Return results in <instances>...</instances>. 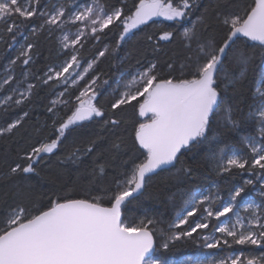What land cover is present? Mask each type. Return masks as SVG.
<instances>
[{"label":"snow or ice","instance_id":"snow-or-ice-1","mask_svg":"<svg viewBox=\"0 0 264 264\" xmlns=\"http://www.w3.org/2000/svg\"><path fill=\"white\" fill-rule=\"evenodd\" d=\"M195 3L196 0H138L134 11L129 10L130 14L125 15L120 7L109 11V6L101 0H91V3L84 0L82 4H77L76 0H55V3L51 0H0V26L7 25L4 34L10 35L13 41L21 34L23 22L33 18L41 21L32 26L33 36L41 32H47L50 37L57 31L62 33L58 43L61 50H70L66 53L68 59L49 67L41 78L44 85L52 82L56 86L62 81L65 84V90L57 94L48 108L49 112H56L59 111L57 105L67 107L69 104L68 100L61 98L68 94L66 85L71 74L76 73L71 78L73 85L83 81L97 60L108 51L106 46L89 62L77 49L78 45L82 49L87 39L99 41L106 30L120 26L122 31L118 46L133 29L153 17L181 23L191 15ZM17 18H22L20 23H17ZM205 19V16L198 17L191 27H185L181 33L189 55L181 63L179 75L175 74L177 69L173 64L167 65L166 74L158 70L155 61L138 68L128 80L118 84L117 88L122 87L123 91L111 103L112 112L108 119L105 117L109 113L98 103V77H93L75 97L76 103L69 109L71 114L66 119L53 120L51 136L46 141L29 146L23 155L7 165L6 170H0V179L17 181L15 195L23 197L19 180H28V174L39 176L38 167L45 157L58 149L69 132L82 127L80 122L102 121L104 128L115 130L121 124V120L113 118L116 113L124 107L136 108L138 123L133 128V142L134 147L138 144L136 153L143 158L139 162L135 159L124 162L126 170L118 174L120 178H113L115 186L102 190L107 196L72 198L75 193L66 190L61 194H49L43 204L34 202L29 207L17 203L11 207L7 215L0 218V264H190L191 257L175 261L155 253L160 249L167 251L173 242L209 229L213 219L216 223L212 225L211 235L201 237L204 248L231 249L234 245L264 248V73L253 93L258 100L255 111L250 110L246 116L235 118L236 108L224 95L229 86L234 96L240 93L254 55L243 47L234 48L237 41L244 37L259 42V47L264 49V0H253L242 11L230 12L222 17L218 14V22L226 29V36L220 41L203 36L199 25ZM71 28L76 29L73 35L68 34ZM175 36L174 31H162L156 37L154 49L159 48V41L171 42ZM0 38H3L2 35ZM153 39V36H147V40ZM33 49L34 44L27 43L26 48H22L10 63L15 65L17 61H22L23 65H28ZM261 54L264 55V51ZM233 60L240 68L237 75L226 67ZM78 68H83V71L76 72ZM12 80L13 76L8 75L2 83L7 85ZM34 87L29 84L22 93L13 89L12 95L4 97L0 104L5 110L12 105L19 106L27 100ZM16 95L20 98L16 99ZM222 103L224 130L215 132L212 137L215 146L208 147L204 158L217 175L240 170L251 173L253 178L229 188L226 199L221 198L215 182L212 187L216 191L209 189L208 195L181 190L179 195L185 207L174 222L168 224L167 232L159 229L163 243L157 249L154 230L160 222L150 218L146 211L138 223H126L122 209L143 192L158 169L174 166L173 162L179 159L182 150L190 151L208 140L209 134L214 132L216 113ZM27 115L25 112L24 116ZM22 119L20 117L6 126H0V136L14 133ZM248 121L257 124V133L241 137L250 150V160L243 155V148L227 142L228 133L236 132L242 123ZM97 139L75 147L60 162L82 164L95 151ZM124 147L123 137L114 135L112 150L118 153ZM129 163L130 168L127 167ZM108 167L109 162L101 157L95 158L89 173L92 182L102 179ZM193 171L190 167L184 169L187 176H191ZM254 182L259 183L256 191L259 192L260 203L247 202L244 206L246 215L242 217L235 208L241 204L242 194L247 195L246 188L255 187ZM3 195L7 196V193ZM197 196L200 198L197 199ZM229 214L235 216V220ZM197 216L203 222H198ZM225 217L227 219H222ZM181 226H187L188 230H179ZM196 264H204V261L198 260ZM214 264H264V253L259 257H249L241 250L239 254L220 258Z\"/></svg>","mask_w":264,"mask_h":264},{"label":"trees","instance_id":"trees-1","mask_svg":"<svg viewBox=\"0 0 264 264\" xmlns=\"http://www.w3.org/2000/svg\"><path fill=\"white\" fill-rule=\"evenodd\" d=\"M101 2L109 6V11L114 7H120L123 9L124 14L128 15L130 14L129 10L134 11V5L138 3V0H101ZM252 3L253 0H196L191 15L181 23L158 17L150 23L133 29L118 46L117 41L122 31L120 26L106 30V34L101 35L99 41L93 38L87 39L84 42V47L81 49L78 45L77 49L89 62L106 46L108 51L105 56L97 60L93 69L90 70L89 75L83 81H78L76 85H73L71 78L75 77L76 73L71 74L66 85L68 94L61 98L68 100L69 104L67 107L57 105L59 111L56 112H49L48 108L51 107L50 102L57 98V94L65 90V84L62 81L56 86H53L52 82L44 85L41 78H44V73L49 67L61 64L68 59L66 53L70 50H61L58 43L61 33L57 31L54 36L50 37L47 32H41L33 36L31 34L32 26L41 22L33 18L31 21L23 22L21 34H18L15 41H13L10 35L4 34L7 25L0 26V35L3 37L0 38V100L12 95L13 89H17L18 92L22 93L29 84L35 85L27 100L19 106L12 105L5 110L4 106L0 104V126H6L15 119L23 117L21 125L14 130V133L0 136V170H6L7 165L16 160L18 156L23 155V152L29 146L36 145L38 141H46L52 134L53 120L66 119L67 115L71 114L69 109L75 105V97L79 95V91L93 77H98L96 86L98 103L109 113V116L105 117L108 119L111 117L112 112L111 103L123 91L122 87L117 88L118 84L128 80L130 74L136 72L138 68L142 69L149 62L155 61L160 72L166 74L168 72L167 65L173 64L177 69L175 74H180V65L185 62V57L189 55L181 36L185 27H191L198 17L205 16V22L199 25L203 36L206 39L214 38L220 41L226 36V29L218 22V14L222 17L230 12L242 11ZM21 19L17 18V23H20ZM162 31H174L176 36L171 42L159 41V48L154 49V45L157 43L156 37ZM149 35L153 36L152 41L147 40ZM25 37L28 38L27 41ZM9 43L12 44L11 47L8 46ZM27 43L34 44V49L30 53L32 56L30 63L23 65L22 61H17L15 65H12L10 62L19 55L22 48H26ZM241 47L254 53V55L248 65L246 78L243 81L244 87L240 93L234 96L231 86L224 93L225 97L230 99L236 108L235 118L242 115L246 116L250 110L255 111L258 100L254 98L253 93L261 74L264 73V55L261 54L264 49H261L258 45L250 44L244 38L238 40L234 45V48ZM81 63L84 64V61L82 60ZM84 66L86 67V64ZM226 67L233 75H237L240 71L234 60L230 64H226ZM82 71L83 68L76 69V72ZM8 75L13 76V80L4 85L2 81ZM15 98L19 99L20 97L16 95ZM223 107L224 104L222 103L220 109L217 110L214 132L209 134L208 140L190 151H182L174 166L151 176L144 192L131 200L123 209V217L126 223H138L140 218L145 216L146 211L150 218L160 222L158 228L154 230L158 249L163 243L159 229L163 228L167 232L168 224L174 222L177 214L185 207L184 201L179 195L181 190L189 192L205 191L209 194V189L213 192L216 191V188L212 187L213 182H215L220 189V196L226 199L229 188L240 186L246 179L253 178L251 173L240 170H233L231 174L217 175L213 171L212 165L204 158L208 147L215 146L212 140L215 132L224 130ZM25 112L28 113L27 116H24ZM113 118L121 120L120 126L115 130L104 128L102 121H91L83 122L81 123L82 127L74 128L69 132L58 149L54 150L53 154H48L44 162L39 165V176L28 174L30 177L28 180L22 178L19 180L24 192L23 197L15 195L16 188L14 185L17 181L0 179V218L6 216L10 208L17 203L29 207L34 202L37 204L46 203L51 193L61 194L68 190L75 193L72 198L107 196V193L102 190L115 186L113 178H120L118 174L126 170L124 162L133 159H135V162H139V159L143 158L136 153L135 148L138 147V144L134 147L133 142V128L138 123L136 108L124 107ZM255 133H257L256 122L248 121L246 124L242 123L236 132H229L227 142L243 148V155L250 160V150L245 146V142L241 137ZM114 135L123 137L125 142V147L118 153L111 148ZM97 137L99 139H97L95 151L85 158L82 164H62L60 162L75 147L82 146L88 140ZM97 157L109 162V167L107 174L102 179L92 182L89 173L92 168V161ZM127 167L130 168L131 163ZM189 167L194 170L191 176H187L184 172V169ZM254 183L255 187L249 186L246 188L247 195L242 194L241 203L252 197L260 198L258 191H256L259 188V183ZM5 193H7V196L3 195ZM196 220H200L199 216L196 217ZM179 230L187 231L188 227L181 226ZM204 234V231H198L192 237H185L173 242L167 251L160 249L155 255L178 259L186 256L196 257L204 253L215 252V250L222 251V249L204 248V241L201 238ZM227 250L229 252L234 250L238 252L241 250L249 251L251 256L257 257L264 253V248L257 246L234 245L231 249L227 248Z\"/></svg>","mask_w":264,"mask_h":264},{"label":"rangeland","instance_id":"rangeland-1","mask_svg":"<svg viewBox=\"0 0 264 264\" xmlns=\"http://www.w3.org/2000/svg\"><path fill=\"white\" fill-rule=\"evenodd\" d=\"M52 3H55V0H51ZM77 4H82L84 3V0H76ZM88 3H91V0H87ZM72 7H75V5H70ZM75 28H71V30L68 32L69 35H73L75 33ZM67 31V30H66ZM61 36H62V33H61ZM75 73V72H73ZM72 73V74H73ZM202 193H204L205 195H208L207 192L205 191H201ZM259 194V192H258ZM200 197L197 196V199H199ZM222 198V197H221ZM224 199V198H222ZM249 201H254L255 203H260V198L259 197H252V198H249V199H246L243 203H241L238 207L235 208L236 211H238L240 213V215L242 217H244L246 215L245 213V204ZM190 210V209H189ZM233 220H235V216H233L232 214H229ZM222 219H227V217L225 218H222ZM198 222H203L202 220H198ZM215 219H213L212 221H210V227L209 229L207 230H204L205 234L204 235H211L212 233V225L215 224ZM219 235V234H217ZM211 242V241H209ZM249 246H252V245H249ZM244 254L246 256H251L250 252L249 251H243ZM233 253L235 254H239L238 251H228L227 248H223L222 251L220 250H215V252H208V253H204V254H201L199 256H196V257H191V256H186V257H182V258H173L175 261H179L181 259H184V258H187V257H191V261H190V264H196V261L200 260V261H204V264H214V262L220 258H223V257H226V256H229V255H232Z\"/></svg>","mask_w":264,"mask_h":264},{"label":"water","instance_id":"water-1","mask_svg":"<svg viewBox=\"0 0 264 264\" xmlns=\"http://www.w3.org/2000/svg\"><path fill=\"white\" fill-rule=\"evenodd\" d=\"M157 18H158V17H153L152 20L146 22V24H147V23H150V22H152V21H154V20L157 19ZM144 25H145V24H144ZM140 26H142V25H140ZM138 27H139V26H138ZM242 38H244V37H242ZM244 39H246L247 41H249L250 44L258 45V46H259V42H253V41L248 40L247 38H244ZM80 123H83V122H80ZM182 151H183V150H182ZM175 162H176V161H174L173 164H175ZM171 166H173V165L165 166L163 170L168 169V168H170ZM160 171H162V170H159V169H158L156 173H158V172H160ZM154 175H155V174H154ZM152 176H153V175H152ZM145 188H146V187H145ZM145 188H144V190H145ZM144 190H143V192H144ZM143 192H142V193H143ZM142 193H141V194H142ZM141 194H137L136 197L139 196V195H141ZM122 216H123V209H122ZM154 242H155V246H156V248L158 249V247H157V241H156L155 236H154Z\"/></svg>","mask_w":264,"mask_h":264}]
</instances>
